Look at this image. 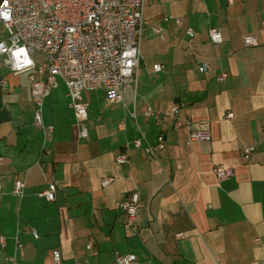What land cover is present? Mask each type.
<instances>
[{"label": "crops", "instance_id": "crops-1", "mask_svg": "<svg viewBox=\"0 0 264 264\" xmlns=\"http://www.w3.org/2000/svg\"><path fill=\"white\" fill-rule=\"evenodd\" d=\"M142 16L136 82L119 102L103 88L83 92L85 138L59 82L43 100L42 122L53 127L43 150L28 73L0 64V264H52V249L61 264H111L116 252L135 254L133 264H264V0H144ZM247 35L258 45L244 46ZM174 104L210 140L188 142L185 125L145 114ZM159 134L157 159L132 144L153 145ZM123 151L129 162L117 164ZM217 164L234 174L218 180ZM17 179L22 198L12 193ZM51 187L52 201L37 196ZM131 192L136 229L117 207Z\"/></svg>", "mask_w": 264, "mask_h": 264}, {"label": "built area", "instance_id": "built-area-1", "mask_svg": "<svg viewBox=\"0 0 264 264\" xmlns=\"http://www.w3.org/2000/svg\"><path fill=\"white\" fill-rule=\"evenodd\" d=\"M144 0H0V26L6 34L0 38V64L13 74L28 73L30 94L35 103L34 125L42 130V148L50 139L52 125L42 122L43 100L62 82L69 98V107L79 125V136H87L85 121L89 103L83 99V92L103 88L109 102L121 101V90L136 82L140 63V40L142 34V10ZM231 1V0H228ZM152 31L162 36L160 26ZM188 35L193 30H186ZM210 40L217 44L222 35L217 28L208 29ZM244 46H256L258 40L252 35L243 38ZM37 55H44V61H37ZM160 64H153V70H161ZM207 62L198 65V71L204 72ZM225 72L217 75L220 82ZM1 83H4L2 80ZM147 116L157 121L172 118L176 126L185 125L188 129V142L210 140L205 131L193 130L190 120L179 116V108L174 104L167 113L147 108ZM231 112L226 117L230 118ZM135 148H142L152 160L157 152L164 148V138L159 134L156 143L142 146L141 138L132 140ZM255 149V143L243 148L242 155L249 158ZM114 161L117 164L129 162L126 151L118 152ZM1 162V157H0ZM213 173L218 180L234 174L233 168L217 164ZM110 179L101 180V184ZM1 187V183H0ZM25 183L17 179L12 190L13 195L22 198ZM54 187L37 192V196L47 201L54 199ZM138 194L131 192L125 199L117 202V207L125 212V226L137 228ZM37 238L35 230H32ZM258 241V238H256ZM4 246V237L0 234V247ZM91 243L87 244L90 248ZM52 264H61V254L51 250ZM137 257L133 253L114 254L111 264H133ZM77 264H87L79 262Z\"/></svg>", "mask_w": 264, "mask_h": 264}, {"label": "rangeland", "instance_id": "rangeland-1", "mask_svg": "<svg viewBox=\"0 0 264 264\" xmlns=\"http://www.w3.org/2000/svg\"><path fill=\"white\" fill-rule=\"evenodd\" d=\"M5 34H6L5 30L2 28V26H0V38H1V37H4ZM37 59L39 60V62H40V61H44L45 56H44V55H38V56H37Z\"/></svg>", "mask_w": 264, "mask_h": 264}]
</instances>
